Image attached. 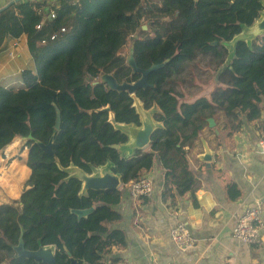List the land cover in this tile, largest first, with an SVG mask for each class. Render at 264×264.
<instances>
[{
	"label": "trees",
	"instance_id": "trees-1",
	"mask_svg": "<svg viewBox=\"0 0 264 264\" xmlns=\"http://www.w3.org/2000/svg\"><path fill=\"white\" fill-rule=\"evenodd\" d=\"M264 0H58L45 6L17 2L0 12V52L7 39L24 36L33 69L19 73L21 86L0 84V152L15 139L27 140L26 167L30 176L21 193V207L0 206V262L33 264L16 259L12 247L21 236L24 248L38 244L53 248L56 262L68 263L64 248L80 264H105L113 247L125 246L115 210L121 190L88 191L58 167L74 166L90 174L110 165L122 184L137 181L156 161L167 185L177 196L191 191L184 147L190 146L217 111L227 117L259 118L264 99V34L249 45L238 43L233 58L226 44L250 27L262 12ZM53 19H45L47 11ZM148 25V32L142 24ZM39 26V28H37ZM150 28V29H149ZM63 29V32L60 30ZM132 36L136 66L146 70L167 64L147 77L148 87L135 96L145 110L156 106L153 120L161 123L151 136L149 150L126 157L114 146L127 143L116 124L139 126L133 101L125 92L93 84L109 74L120 84L139 79L119 55ZM216 42L215 46L211 44ZM210 56L221 85L211 100L181 102L174 77L197 56ZM108 107V111H97ZM55 108L60 128L55 130ZM53 135L52 155L35 144H47ZM93 211L77 219L71 210Z\"/></svg>",
	"mask_w": 264,
	"mask_h": 264
},
{
	"label": "crops",
	"instance_id": "crops-1",
	"mask_svg": "<svg viewBox=\"0 0 264 264\" xmlns=\"http://www.w3.org/2000/svg\"><path fill=\"white\" fill-rule=\"evenodd\" d=\"M13 1L0 0V9ZM25 1L47 7L58 2L21 0ZM47 7L45 19L51 11ZM13 48L15 57L10 59L8 52ZM24 69H33L25 37L7 39L0 52V84L21 86L19 73ZM220 86L217 80H189L179 83L174 91L181 102L191 103L198 98L210 101ZM258 106L260 115L254 121H246L243 115L227 117L221 111L207 118L198 137L183 148L187 169L194 178L191 191L185 195L177 196L170 185L165 190L163 171L156 161L143 175L153 183L150 197L134 201L126 187L118 188L121 200L115 210L121 219L109 227L124 233L125 246L113 247L104 257L105 264H264L261 247L240 244L232 237L235 215L244 205L261 202L264 223V165L258 149L264 135V99ZM204 145L210 151V162L201 159ZM14 153L12 144L0 152V173L7 169L19 177L23 175L26 186L30 176L27 153L21 151L17 157ZM122 154L131 156L127 151ZM23 191L18 198L1 200L0 206L20 202ZM176 223H183L192 234L195 246L188 253L178 252L170 241L169 230Z\"/></svg>",
	"mask_w": 264,
	"mask_h": 264
},
{
	"label": "water",
	"instance_id": "water-1",
	"mask_svg": "<svg viewBox=\"0 0 264 264\" xmlns=\"http://www.w3.org/2000/svg\"><path fill=\"white\" fill-rule=\"evenodd\" d=\"M21 0H14L10 2L6 6L0 9V12L4 9L8 8L10 5L15 4ZM262 12L259 15V18L247 28H244L241 33L235 36L230 42L226 44V48L228 49L229 58H233L235 47L238 43H246L249 45L252 41L256 40L258 37L264 34V2L261 3ZM146 28L143 26L142 30ZM211 45H216V42ZM169 60H165L159 65H152L146 70L139 69L133 58V49L131 48L129 51V56L126 59V65L131 69L132 74H138L140 77L136 82L126 83L122 82L118 84L112 75L103 74L100 75L98 80L93 84H102L108 90L116 91V92H125L127 93L133 101V108L135 113L139 119V126L134 125H125V124H116L113 122L112 115L109 116V121L113 125L116 130H119L121 133L125 134L127 137V143L120 146H114V148L118 149L120 152H128L129 154H133L134 151H144L146 150L151 142V136L155 130L162 128L161 123H157L153 120V115L158 113L159 110L156 106H153L149 110H145L142 106V103L139 99L136 98L135 92L139 88L148 87L147 77L148 75L164 67ZM108 107L99 109L97 111H108ZM54 128L56 131L60 128V114L59 111L55 108V125ZM27 140H31V138H27ZM53 135L50 137L47 144H42L39 141H35V144L44 152L45 154L52 155L51 145H52ZM205 152L201 156L202 161L210 162L211 154L209 149L204 145ZM148 153H153L148 150ZM57 167L68 175V178L77 179L81 183L80 195L86 194L88 191H108V190H116L121 185V178L117 174H113L110 170V165L106 164L103 167L93 169L90 174H86L82 170L77 167L69 166L67 168ZM21 201L19 202V206H21ZM93 208L85 209V210H71L70 213L75 215L77 219L87 217ZM13 251L17 254L18 257L31 258L35 261L41 260L46 264H56L53 257L52 250L39 248L37 251H26L23 248V241L20 236L18 240L17 246L13 247ZM65 254L68 258V264H80L77 260L71 257L70 253L64 248ZM85 264V263H81Z\"/></svg>",
	"mask_w": 264,
	"mask_h": 264
},
{
	"label": "built area",
	"instance_id": "built-area-1",
	"mask_svg": "<svg viewBox=\"0 0 264 264\" xmlns=\"http://www.w3.org/2000/svg\"><path fill=\"white\" fill-rule=\"evenodd\" d=\"M53 18L54 12L51 10L48 12L46 19ZM60 32H63V29ZM8 57L10 59L15 57L14 48L8 52ZM258 149L264 165V135L258 141ZM121 186L127 188L129 197L134 201L148 198L154 191L151 179L145 176L137 181H130ZM261 207L262 204L259 201H254L243 206L241 211L235 215L232 237L240 244L259 246L264 252V241L262 239L264 223L261 216ZM169 237L173 246L182 254L190 252L195 246L191 232L183 223L174 224L169 230Z\"/></svg>",
	"mask_w": 264,
	"mask_h": 264
},
{
	"label": "rangeland",
	"instance_id": "rangeland-1",
	"mask_svg": "<svg viewBox=\"0 0 264 264\" xmlns=\"http://www.w3.org/2000/svg\"><path fill=\"white\" fill-rule=\"evenodd\" d=\"M145 27V32H148V25L144 22L142 27ZM150 29V28H149ZM132 36L129 37L127 45H125L122 50L119 52V55L126 59L129 56V51L132 48ZM219 71L213 69L209 59L199 57L192 63H189L185 66L184 71L177 77H174L172 80H175L176 84H173L174 89H179L177 86L179 83L188 82L189 80H216V76ZM98 80V79H97ZM11 85L7 86L10 87ZM15 88L19 87V84L12 85ZM25 141L18 139L16 143H12V148L15 149L14 156L17 157L18 154L22 152L27 153V148H25ZM0 173V201H7L8 198H18L20 192L25 190L24 185V176H17L15 173L8 171L7 169H1ZM12 201V200H10ZM11 204H14L19 207V202L12 201Z\"/></svg>",
	"mask_w": 264,
	"mask_h": 264
},
{
	"label": "flooded vegetation",
	"instance_id": "flooded-vegetation-1",
	"mask_svg": "<svg viewBox=\"0 0 264 264\" xmlns=\"http://www.w3.org/2000/svg\"><path fill=\"white\" fill-rule=\"evenodd\" d=\"M213 46V45H212ZM215 46V45H214ZM199 57H203V58H206V59H209L210 60V62H211V60H212V58L210 57V56H203V55H199V56H197V58H199ZM196 58V59H197ZM195 59V60H196ZM194 60V61H195ZM212 64V63H211ZM213 65V64H212ZM226 66V62L218 69V71L219 70H222V69H224V67ZM213 69H214V67H213ZM217 77V76H216ZM19 207H21V206H19ZM18 244V243H17ZM17 244L15 245V246H17ZM15 246H13V247H15ZM13 247H12V250H13ZM23 248H24V244H23ZM39 248H43V250H45V249H51L52 250V252H53V257H54V261H55V263L56 264H68V263H66L65 261H63V262H59V263H57L56 262V258H55V254H54V250H53V248H51V247H49V246H41V245H39L38 244V247H37V249L36 250H33V252L34 251H37ZM24 250H26L25 248H24ZM26 251H29V250H26ZM14 252V251H13ZM14 256H15V258L16 259H18V260H20V259H24V260H26V261H32V263L33 264H46V263H44L43 261H41V260H38V261H35V260H33V259H31V258H25V257H18L17 256V254L14 252ZM68 259V258H67ZM8 262H9V260L8 259H5V260H3V261H1L0 262V264H8Z\"/></svg>",
	"mask_w": 264,
	"mask_h": 264
}]
</instances>
